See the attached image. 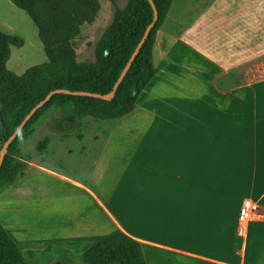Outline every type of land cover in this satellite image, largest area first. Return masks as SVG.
Returning <instances> with one entry per match:
<instances>
[{
  "label": "crops",
  "instance_id": "crops-1",
  "mask_svg": "<svg viewBox=\"0 0 264 264\" xmlns=\"http://www.w3.org/2000/svg\"><path fill=\"white\" fill-rule=\"evenodd\" d=\"M180 1L134 111L100 145L79 134L68 173L22 160L26 174L0 191V223L21 252L77 257L120 232L146 264H264V79L232 83L264 54V0ZM248 199L260 218L240 234Z\"/></svg>",
  "mask_w": 264,
  "mask_h": 264
},
{
  "label": "trees",
  "instance_id": "trees-1",
  "mask_svg": "<svg viewBox=\"0 0 264 264\" xmlns=\"http://www.w3.org/2000/svg\"><path fill=\"white\" fill-rule=\"evenodd\" d=\"M24 11L37 29L47 61L16 75L7 69L10 43L22 46V40L0 31V150L25 116L49 93L55 90L109 94L121 72L153 22L148 0H129L125 9L117 11L95 51L93 63H79L74 41L85 25L97 19L99 0H8ZM157 20L130 68L110 101L53 95L19 132L10 144L0 166V191L13 185L27 172V164L18 159V145L34 124L52 105L71 107L78 118L95 121H119L132 113L140 95L152 82L158 68L153 63L157 33L169 12L172 0H151ZM165 63L160 64V66ZM49 138L38 144L43 151ZM80 264H146L139 242L123 233L105 238L77 256ZM0 264H27L21 252L0 223Z\"/></svg>",
  "mask_w": 264,
  "mask_h": 264
},
{
  "label": "rangeland",
  "instance_id": "rangeland-1",
  "mask_svg": "<svg viewBox=\"0 0 264 264\" xmlns=\"http://www.w3.org/2000/svg\"><path fill=\"white\" fill-rule=\"evenodd\" d=\"M99 1L101 9L97 19L93 24L83 26L79 37L74 41V48L79 63L94 62L96 48L111 25L115 13L125 9L129 0ZM178 1L174 0L173 9L175 15L177 10L182 9ZM186 1H188L186 4L190 7L188 9L199 10L207 5L208 0ZM166 25H169L168 20L162 23L158 33L161 30H166ZM0 31L18 37L23 43L22 46H19L16 42L10 43L11 55L7 63L9 71L16 75H22L30 67L47 61L38 39L36 27L24 11L16 8L8 0H0ZM246 64H248L246 70H243L244 68L241 69L244 73L241 71L234 74L233 84L235 82L244 83L264 79V54H249V58L243 63L242 67ZM116 123L118 122L78 118L72 113L71 107L62 108L58 105H52L37 120L30 133L19 142L18 159L21 161L41 162L46 167L68 173L67 166L76 163L75 158L77 156L74 159L70 158L67 156L66 149L78 150L82 148L80 147L82 145L77 144L78 135L84 133V136H86V143L84 144L86 145H89V138H99L100 145L105 139L100 138L105 137L104 135ZM54 133L60 134L62 138L58 139V135H53ZM46 137L49 138V143L46 144L45 150L41 151L38 148V144ZM91 146L94 147L93 145ZM49 148L58 149L59 153L51 156ZM28 169L27 165V171ZM24 255L27 264H80L76 256L52 250L42 253H24Z\"/></svg>",
  "mask_w": 264,
  "mask_h": 264
},
{
  "label": "water",
  "instance_id": "water-1",
  "mask_svg": "<svg viewBox=\"0 0 264 264\" xmlns=\"http://www.w3.org/2000/svg\"><path fill=\"white\" fill-rule=\"evenodd\" d=\"M152 10H153V22L152 24L146 29L141 41L137 45L136 49L134 50L132 56L130 57L129 61L127 62L126 66L124 67L123 71L121 72L118 80L116 81L112 91L109 94L106 95H98V94H91L86 92H70L67 90H55L51 93H49L41 102H39L22 120V122L19 124V126L16 128V130L13 132V134L6 140V142L3 144L1 150H0V166L3 162L4 156L7 153V150L10 146V144L15 140L19 132L22 130V128L25 126V124L30 120V118L34 115V113L41 108L53 95L55 94H64V95H72V96H85V97H91L96 99H101L105 101H110L114 97V93L118 87V85L121 83L122 79L124 78L125 74L127 73L128 69L130 68L133 60L139 53V50L141 49L142 45L144 44L145 40L148 37L149 31L152 28L153 24L157 20V11L156 8L151 0H148Z\"/></svg>",
  "mask_w": 264,
  "mask_h": 264
},
{
  "label": "built area",
  "instance_id": "built-area-1",
  "mask_svg": "<svg viewBox=\"0 0 264 264\" xmlns=\"http://www.w3.org/2000/svg\"><path fill=\"white\" fill-rule=\"evenodd\" d=\"M260 218V206L252 200H244L238 214V232L245 234L247 226Z\"/></svg>",
  "mask_w": 264,
  "mask_h": 264
}]
</instances>
